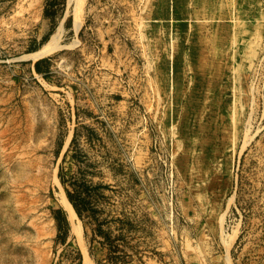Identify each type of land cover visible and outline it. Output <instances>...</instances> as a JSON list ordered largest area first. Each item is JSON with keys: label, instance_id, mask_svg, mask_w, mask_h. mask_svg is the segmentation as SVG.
Returning a JSON list of instances; mask_svg holds the SVG:
<instances>
[{"label": "rangeland", "instance_id": "374dc122", "mask_svg": "<svg viewBox=\"0 0 264 264\" xmlns=\"http://www.w3.org/2000/svg\"><path fill=\"white\" fill-rule=\"evenodd\" d=\"M76 6L0 0V264H264V0Z\"/></svg>", "mask_w": 264, "mask_h": 264}, {"label": "bare ground", "instance_id": "6f19581e", "mask_svg": "<svg viewBox=\"0 0 264 264\" xmlns=\"http://www.w3.org/2000/svg\"><path fill=\"white\" fill-rule=\"evenodd\" d=\"M79 2H80V0H77V6H78ZM77 6H76V8H77ZM58 35H59L58 32H54L50 36L48 41H46L41 47L38 48V50H36L35 52L32 53V56L37 57V56L45 55L46 53H49L55 47L57 48L59 46L57 44ZM57 196H58V201L60 202L62 207L66 210L67 218H68V220L70 221V224H71V229H73L75 232H78L79 222L78 221L76 222V220H77L76 219V212H75L72 204L70 203V201L67 198V196L64 193V191L60 190L58 192Z\"/></svg>", "mask_w": 264, "mask_h": 264}, {"label": "trees", "instance_id": "16d2710c", "mask_svg": "<svg viewBox=\"0 0 264 264\" xmlns=\"http://www.w3.org/2000/svg\"><path fill=\"white\" fill-rule=\"evenodd\" d=\"M36 47H30L29 51L35 50ZM45 59H39V62L44 61ZM66 196L69 199L70 203L72 204L73 208L75 209L77 215L81 217L83 215V211L85 210H92L93 208L89 205L88 199L85 196H79L78 193L74 194L71 189L65 188ZM79 257H81V253L78 251Z\"/></svg>", "mask_w": 264, "mask_h": 264}, {"label": "crops", "instance_id": "0c3cea01", "mask_svg": "<svg viewBox=\"0 0 264 264\" xmlns=\"http://www.w3.org/2000/svg\"><path fill=\"white\" fill-rule=\"evenodd\" d=\"M168 9H169V14H170V16H173V14H176V15H179V13L177 12V11H175L176 10V8L175 7H172L171 5H170V2H169V7H168ZM180 16H181V14H180ZM178 20L180 19V18H177ZM177 19H174L173 21H176ZM168 26V25H167ZM173 26V25H172ZM164 28H167V27H165V24H164ZM170 28V27H169ZM169 28H167V29H169ZM176 30V31H175ZM175 30H173V31H168V30H166L165 29V32H164V34L165 35H168V34H170V35H172V36H174V37H177L178 38V43H175V42H173V44H175V47H176V50H175V54H179V55H185V47H186V45L184 44L185 43V36L184 35H186L187 33H188V35H189V29H187L186 30V28H185V31H184V35H182V32L183 31H180V29H175ZM169 46V45H168ZM169 48V47H168ZM168 48H166V49H168ZM38 50V49H37ZM36 51V50H35ZM42 56V57H41ZM41 56H37V57H39V58H43V55H41ZM178 56V55H177ZM38 58V59H39Z\"/></svg>", "mask_w": 264, "mask_h": 264}]
</instances>
